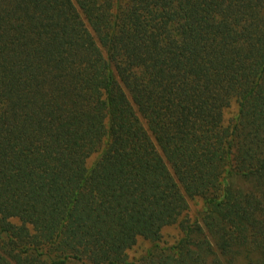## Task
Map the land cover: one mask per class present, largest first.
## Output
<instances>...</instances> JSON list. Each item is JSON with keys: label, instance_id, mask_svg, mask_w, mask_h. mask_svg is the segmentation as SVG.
I'll return each mask as SVG.
<instances>
[{"label": "trees", "instance_id": "16d2710c", "mask_svg": "<svg viewBox=\"0 0 264 264\" xmlns=\"http://www.w3.org/2000/svg\"><path fill=\"white\" fill-rule=\"evenodd\" d=\"M0 264H264V0H0Z\"/></svg>", "mask_w": 264, "mask_h": 264}, {"label": "rangeland", "instance_id": "374dc122", "mask_svg": "<svg viewBox=\"0 0 264 264\" xmlns=\"http://www.w3.org/2000/svg\"><path fill=\"white\" fill-rule=\"evenodd\" d=\"M237 112V105L233 102L226 109V116H234ZM203 209V201L200 197L195 196L188 198V206L183 213L182 218H186L190 221L199 220ZM182 236V232L178 224L173 223L163 227L162 234L159 240V246H170L175 244ZM152 243L149 240L138 238L136 243L127 250V254L130 259H137L143 255L147 249L150 248Z\"/></svg>", "mask_w": 264, "mask_h": 264}]
</instances>
